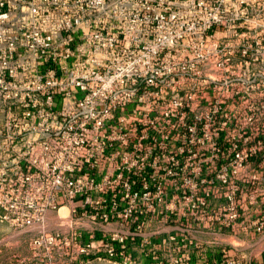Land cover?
Masks as SVG:
<instances>
[{
    "label": "built area",
    "instance_id": "obj_1",
    "mask_svg": "<svg viewBox=\"0 0 264 264\" xmlns=\"http://www.w3.org/2000/svg\"><path fill=\"white\" fill-rule=\"evenodd\" d=\"M0 224L17 264H258L264 0H0Z\"/></svg>",
    "mask_w": 264,
    "mask_h": 264
},
{
    "label": "rangeland",
    "instance_id": "obj_2",
    "mask_svg": "<svg viewBox=\"0 0 264 264\" xmlns=\"http://www.w3.org/2000/svg\"><path fill=\"white\" fill-rule=\"evenodd\" d=\"M254 137H243V136H224L220 140L221 144L226 145L227 147H231L234 144H240L242 146H248L252 143ZM224 155V164L226 163V159L230 157L232 153L229 151L220 153ZM62 213H67V208L62 209ZM23 241V242H22ZM29 246L27 241L19 238L18 235L13 234L10 227L6 224H0V257L6 256H14V255H25L29 254ZM252 251H256V249H252Z\"/></svg>",
    "mask_w": 264,
    "mask_h": 264
},
{
    "label": "crops",
    "instance_id": "obj_3",
    "mask_svg": "<svg viewBox=\"0 0 264 264\" xmlns=\"http://www.w3.org/2000/svg\"><path fill=\"white\" fill-rule=\"evenodd\" d=\"M19 238L24 241L29 240V235H18ZM231 239L243 246L244 251L248 255H252L256 258L258 264H264V230L262 232H252L250 236L243 235H233ZM23 242V241H22ZM256 249V251H252ZM28 260H30L28 258ZM27 263H30L29 261ZM0 264H17L16 260L12 256L0 257Z\"/></svg>",
    "mask_w": 264,
    "mask_h": 264
},
{
    "label": "bare ground",
    "instance_id": "obj_4",
    "mask_svg": "<svg viewBox=\"0 0 264 264\" xmlns=\"http://www.w3.org/2000/svg\"><path fill=\"white\" fill-rule=\"evenodd\" d=\"M63 209V208H62ZM62 209H61V212H62ZM64 209H66L65 207H64ZM63 214V213H62ZM66 214V213H65ZM65 214H63V215H65Z\"/></svg>",
    "mask_w": 264,
    "mask_h": 264
}]
</instances>
